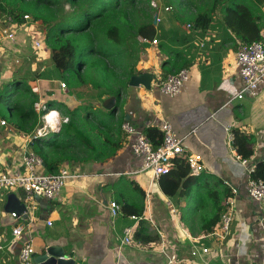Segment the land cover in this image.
Returning a JSON list of instances; mask_svg holds the SVG:
<instances>
[{"label": "crops", "instance_id": "0c3cea01", "mask_svg": "<svg viewBox=\"0 0 264 264\" xmlns=\"http://www.w3.org/2000/svg\"><path fill=\"white\" fill-rule=\"evenodd\" d=\"M170 5L174 11L163 13L159 34L164 32L174 39V51L183 53L191 61L187 68L191 72L190 81L176 97L163 94L159 85L164 72L175 71L166 65L175 53L167 54L159 42L149 45L142 53L137 70L156 79L151 89L129 86L116 121L122 119L123 124L130 122L142 130L146 126L170 123L184 141V155L202 157V182L192 184L191 198L182 191L175 198L165 196L154 175L141 170V160L132 151L126 135L118 155L104 164L65 163L63 167L73 174L67 187L59 198L47 202L46 207L37 202L35 209L29 210L27 206V218L22 215L9 219L6 209L9 195L15 194L23 200V191L0 190V264H21L20 252L29 238L33 240L36 256L45 254L48 247L59 248L76 264H169L174 256L175 264H191L192 260L199 264H264V205L247 195L249 168L264 162V85L256 97L246 95L242 100L235 99L234 93L244 87L236 67L239 47L220 25L206 32L193 31L187 28L188 24L175 19L180 10L193 9L195 13L189 18L196 15L198 10L192 4L186 9H181L183 5ZM8 18L0 19V171L18 173L24 156L32 150L33 141L59 132L64 118H68L64 109L57 105L50 107L49 103L76 106L68 95L69 88L62 89L61 84L65 82L54 70L44 24L32 19L16 27L8 23ZM10 29L15 33L13 41L4 35ZM37 40L43 43L41 49L34 47ZM28 89L38 97L37 105L42 109L46 107L58 113V122L53 124L45 118V112L37 110L36 105L43 127L36 126L28 132L33 121L26 126L28 131L17 126L27 103ZM3 121L6 125H2ZM236 128L255 138V153L246 164L238 158L230 140ZM41 172L49 173L46 167ZM121 179L135 181L146 193L143 218L111 214L108 204L115 200L114 188ZM206 180L211 186L220 180L233 192L235 217L230 233L223 240L212 233L204 234L200 217L185 218L186 222L183 219L190 207L205 200L206 191L201 184ZM126 186L125 182L119 185ZM141 220L146 221L148 233L159 236L158 246L142 245L133 238L130 243H123L124 230L132 227L133 233L136 232ZM188 225H193L194 232ZM17 226L25 228L21 238L13 234ZM194 245L210 252L193 256Z\"/></svg>", "mask_w": 264, "mask_h": 264}, {"label": "trees", "instance_id": "16d2710c", "mask_svg": "<svg viewBox=\"0 0 264 264\" xmlns=\"http://www.w3.org/2000/svg\"><path fill=\"white\" fill-rule=\"evenodd\" d=\"M142 0H0V19L11 18L16 24L24 22L26 16L41 21L46 27V42L52 51L54 70L70 90L89 86L94 92H107L109 97L116 98L112 109L101 108L93 102H87L70 108L66 103L50 102L64 109L69 121L63 123L61 130L48 137L36 139L31 149L38 154L49 173H58L65 163L68 164H104L115 158L126 142L122 129L123 120L116 121L121 100L129 88L130 80L143 72L137 70L142 53L149 45L140 42L139 38L150 41L158 39L159 47L174 52L169 58L172 72H164L166 79L182 69H187L183 53L174 51V39L166 33L159 34L152 20L140 23L135 13ZM152 1V0H150ZM182 6L183 0H165ZM190 4L195 0H186ZM151 2H149L150 4ZM198 13L192 16L189 24L193 31L206 32L220 25L236 47L254 42H264V0H197ZM64 6L63 14L56 9ZM207 4V5H206ZM75 9L66 13L65 6ZM151 7V6H150ZM204 7V8H203ZM197 9V8H196ZM177 20L178 17L175 16ZM239 49V48H238ZM182 59H180V55ZM100 95H98L100 97ZM27 103L23 107L17 126L28 131L26 126L38 120L35 105L38 97L27 90ZM100 102L101 99H99ZM63 113V112H62ZM32 124L28 132L35 129ZM154 148L161 145L163 133L157 126H146L143 130ZM234 147L243 160H249L255 153V138L240 129L233 130ZM201 176H194L187 163V157L178 158L173 169L159 179L161 191L169 198L193 195L192 184L202 182ZM253 179L264 180V162H258ZM126 187H119L122 183ZM201 184L206 191L205 200L199 205H192L185 218L201 220V230L208 235L214 232L227 210V202L233 192L220 180L211 186L208 181ZM115 200L120 205L123 218H143L145 201L144 190L135 181L121 179L115 185ZM146 221L141 220L139 229L132 238L142 245L158 246L159 236L151 235L146 230ZM194 232L193 225H188Z\"/></svg>", "mask_w": 264, "mask_h": 264}, {"label": "built area", "instance_id": "2783aa9c", "mask_svg": "<svg viewBox=\"0 0 264 264\" xmlns=\"http://www.w3.org/2000/svg\"><path fill=\"white\" fill-rule=\"evenodd\" d=\"M151 6L155 11L154 17H157L155 27L159 28L163 22V13H172L174 6L167 4L165 0H152ZM30 16L25 17V22L30 21ZM154 22V18H153ZM8 23L20 26L16 24L11 18H8ZM188 29H191V25H187ZM5 37L13 41L15 39V33L10 30L4 31ZM140 42L146 45H158V39L150 41L146 38H139ZM43 43L40 41H34V47L41 49ZM236 67L238 73L241 76L244 87L242 90L234 93V98L238 100L244 99L246 95L250 97H256L259 88L264 85V42H254L252 44L240 45L236 53ZM191 72L190 69H182L178 72L170 74L166 79L161 80L160 90L163 94L170 97H176L181 94L186 83L190 81ZM62 89L66 90L65 83L61 84ZM37 105V104H36ZM35 105V106H36ZM42 107L37 105V110H41ZM45 112L44 117L50 119L54 124L58 122V115L52 117L54 111L48 110L46 107L42 109ZM42 114V113H41ZM68 118H64L63 122L67 123ZM2 125H6L3 121ZM163 133V141L161 145L154 148L151 141L146 137L143 130L135 127L130 122L123 124L122 129L130 139V146L134 154L141 160V170L145 172H151L154 175L156 181H159L160 177L168 174L174 167V163L178 158L187 157V163L190 171L194 176H201L204 171V165L202 157L200 155L190 154L184 155V141L175 132L174 127L168 123L163 122L159 126ZM230 140H234V135H230ZM242 159L241 157H238ZM242 161L246 164L247 160ZM42 158L36 154L33 150L26 153L23 158V167L18 173H9L7 171H0V190H18L21 189L24 193V200L29 210L36 208L35 197H41L43 200L54 201L62 194L63 190L67 187L69 180L72 178V171L63 167L58 173H43ZM255 173V167L249 168V179L247 187L248 197L257 203L264 205V180L253 179L252 174ZM235 201L229 199L227 202V210L222 215L221 221L217 228L211 234L215 235L219 239L223 240L230 233L234 217H235ZM108 208L114 217L121 215L120 205L117 201L112 200L108 204ZM13 217L17 218V215L13 213ZM134 219H137L134 217ZM48 225H52L51 221H48ZM25 228L17 226L13 230V234L16 237L24 236ZM133 228L127 227L124 230L123 243L128 244L132 240ZM192 255L199 256L200 252L207 254L209 249H199L195 245L192 248ZM36 251L33 240L29 238L20 252L21 264H36L35 262ZM177 263V258L174 256L170 259L169 264ZM191 264H199L198 261L192 260ZM205 264V263H201Z\"/></svg>", "mask_w": 264, "mask_h": 264}, {"label": "water", "instance_id": "95a60500", "mask_svg": "<svg viewBox=\"0 0 264 264\" xmlns=\"http://www.w3.org/2000/svg\"><path fill=\"white\" fill-rule=\"evenodd\" d=\"M156 21L157 17L155 16L154 25H156ZM153 79H156V77L147 73L135 75L131 78L129 86L133 88L143 86L147 89H151V83ZM115 104L116 98L113 97L109 100V104H105V107H107L108 109H112ZM43 166L45 167L44 163ZM35 201L39 203L41 207H46L48 204L47 202H49V200H43L38 196L35 197ZM6 209L8 210L7 212L10 213V215L8 216L9 219H12L14 212H17L15 213L17 217L23 215L25 218H27V214L29 212L25 200L19 199L15 194L9 195ZM12 220H15V218H13ZM35 262L36 264H76V261L73 258L66 256L64 250L53 247H48L45 254L36 256Z\"/></svg>", "mask_w": 264, "mask_h": 264}, {"label": "rangeland", "instance_id": "374dc122", "mask_svg": "<svg viewBox=\"0 0 264 264\" xmlns=\"http://www.w3.org/2000/svg\"><path fill=\"white\" fill-rule=\"evenodd\" d=\"M206 1L207 0H202V2H204V3ZM149 2H151V1L150 0H142L141 4L137 7V12L135 13V15H136L135 18L140 23L149 22L152 20L153 7L151 6V3L149 4ZM173 2L176 3V1H173ZM169 3L173 4L170 1H169ZM182 5H183V7L181 9H186L190 6V3L188 5L187 1L183 0ZM192 6L197 8V10L199 7H202V5H198L197 0H195V4L192 3ZM63 8H64V6L62 4H60V8L56 9L57 11H60V15L63 14V11H62ZM74 9L75 8L73 6H70V5L65 6L66 13H69V14L73 13L72 11H74ZM194 13L195 12L193 9L190 12H188V11L185 12V11L180 10V15H177V17H178L177 20L182 22L181 24H183V25L189 24V22H190L189 17ZM154 14H155V11H154ZM68 95H70L69 97L72 99L73 105H75V106H78V105H81V104H84V103L91 101L96 106H98L99 108H101L100 105H102L103 103L106 104L110 99L113 98V97H109L108 93L105 91H103L102 94L100 95L99 92H94V90L89 86L79 87V88H76L74 90H70V88H69ZM98 95H100V97ZM99 99H101L102 102H100ZM104 104H103V106L105 107ZM36 122L37 121H34L33 124H35ZM40 123H41V125H40ZM42 124H43L42 120L40 122H37V126L43 127ZM205 197H206V195H205Z\"/></svg>", "mask_w": 264, "mask_h": 264}, {"label": "bare ground", "instance_id": "6f19581e", "mask_svg": "<svg viewBox=\"0 0 264 264\" xmlns=\"http://www.w3.org/2000/svg\"><path fill=\"white\" fill-rule=\"evenodd\" d=\"M57 115H58V113L54 111L52 117H55V116H57Z\"/></svg>", "mask_w": 264, "mask_h": 264}]
</instances>
